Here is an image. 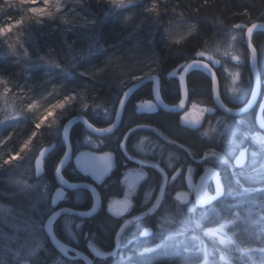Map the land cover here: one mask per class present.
I'll return each mask as SVG.
<instances>
[{
    "label": "trees",
    "instance_id": "obj_1",
    "mask_svg": "<svg viewBox=\"0 0 264 264\" xmlns=\"http://www.w3.org/2000/svg\"><path fill=\"white\" fill-rule=\"evenodd\" d=\"M23 1L0 0V27L17 22L23 17V23L28 21L26 25H30L33 36V47H29V50L26 49L30 52L26 56L24 55L26 52H22V49L12 48L9 50L8 46L0 47V99L2 100L4 96L15 103L18 98L21 99L18 103L23 102L26 111H28L27 116H32V119L26 116V118L22 117L10 124H0V144L3 141L15 144L21 139H24V142L35 130V124L32 123L33 109L28 108L29 104H34L43 97L52 93L54 95L57 92L56 96L61 99L70 92H77L78 88L81 89L79 85H84V83H86V94L90 106L79 115L85 116L94 126L100 128L114 121L120 96L129 86L130 77L133 75L159 74L162 78L164 100L174 104L178 102L180 95L177 78L168 76L172 69L196 58L200 51L216 54L213 46L220 45V41L230 44L235 32H241L239 43L244 52L248 53L245 45L246 27L258 21L264 22V0H131L129 2L126 0L122 7L113 6L110 2L106 3L105 0H80L83 4L81 7L88 9L96 16L93 25L88 28L82 25L67 26L62 19H57L58 15L49 17V21L43 20L42 24L36 22L31 18V13ZM154 2L157 6V10L152 12L155 13V23L149 32L145 31L144 33L140 21L149 15L145 9L150 8ZM193 25L196 26V31L189 35ZM178 26L181 28L183 26L184 28L190 27V30L187 34L181 35L180 39H183L177 38L179 40L176 39L177 41L173 42L176 38L173 36V30ZM135 27L139 29L135 30ZM64 42L71 46L75 54L80 55L82 52L81 56L84 57L80 56L77 63L66 58L64 50H67V45ZM252 42L258 48L264 42V30L255 31ZM222 46V49L228 47V45ZM14 49L19 52H13ZM153 51L158 57L156 70H153L148 63L149 56ZM41 56H47L50 61H56L61 67L42 62L39 59ZM115 56H121L122 63L123 61L125 63L121 67L126 71H123L120 77L110 78L107 77L110 75H107L106 78L102 77V80L99 81L83 75V70L108 63L109 59H114ZM220 58L224 61L223 57ZM186 81L191 90V99L206 98L211 102L212 84L209 75L203 69L190 71ZM251 83L250 80L248 92L251 90ZM152 84H145L131 97L124 109L123 124L117 131L102 138L104 147L102 146L101 149L114 150L119 157L123 156L119 145L125 133L135 125L153 123L169 139L191 147L197 156H201L204 150L212 147L220 150L215 142L201 138L199 130H191L182 126L178 115L174 112L163 109L152 114L139 112L135 104L143 99H152ZM107 107H112L109 112L111 117L105 119L99 116V113H102L100 110ZM250 123L257 126L254 113L250 116ZM45 130L43 125L40 130H37V136L45 135L47 139L44 138L45 140L43 139L41 142L37 138L38 142L36 143L43 147H46L45 143H55V147L46 153L44 174L39 178L46 182L51 189L56 186L54 174L66 148L62 140V131H55L54 135L49 138L50 133L41 135ZM143 133H145L143 130L141 132L137 130L129 135L127 146L133 147V139L144 135ZM70 134L72 141L78 143L80 142L78 137L90 134V132L81 122H76L71 127ZM30 165H33V161ZM69 166L63 173L73 180L74 177L68 173ZM118 177L119 174H115L110 180L111 190L101 189L104 196L121 194ZM11 178V172H0V186H4V182L8 183ZM39 178L31 177L33 181H39ZM225 179L227 181V178ZM10 192L13 193V191ZM19 195L18 192L13 199L14 196L10 198L0 196V201L11 203L12 200H17L23 203ZM86 195V201L78 205L81 209H89L93 204V197L89 193ZM255 196L258 203L255 204L252 200H248V203L239 207L232 205L231 199L224 196L207 209L208 221L206 224L211 225L222 220L231 221L229 231L232 234L233 243L228 251L234 264H264V260L262 262L264 251L261 250L264 248V228L258 222L260 216L262 217L264 214V191L257 192ZM44 205H40L39 209L47 218L52 212V208L49 204L48 208ZM20 208L24 212L34 214L25 205V202L24 206H20ZM142 210L143 207L137 208L133 215L140 214ZM148 216L133 222L124 237L122 246L114 252V255L95 258V264H201L203 262V253L193 245L186 243L182 245L177 242L169 243L165 247L143 251V247L148 245L150 237H143L141 233L144 228L155 223L153 215ZM66 217L71 218V216H61L55 223V231L63 241L68 240L70 244L79 242V248L88 253L84 237L85 234L94 232L102 250L107 252L115 250V236L122 224L120 218L114 217L102 209L95 217L83 220L86 231H79L80 236L77 240L75 237L67 238L65 236V228L63 229L61 226V220ZM77 219L80 220V218ZM46 248L48 252L46 250L42 253L47 254V259H49L48 256L61 257L68 264L78 262L85 264L81 260H69L62 256L53 248L48 237ZM244 250L255 251L256 256L259 257L258 262L254 263L251 256ZM48 253L50 254L48 255Z\"/></svg>",
    "mask_w": 264,
    "mask_h": 264
},
{
    "label": "rangeland",
    "instance_id": "obj_2",
    "mask_svg": "<svg viewBox=\"0 0 264 264\" xmlns=\"http://www.w3.org/2000/svg\"><path fill=\"white\" fill-rule=\"evenodd\" d=\"M21 1L23 0H20V2ZM105 1L106 3L108 2V0ZM129 1L131 0H128V2ZM110 3L111 5L115 6L112 2ZM82 5L83 4H81L80 0H63L62 9L56 14L59 16L57 19H61L60 17L63 15L66 16L70 21L66 23L65 20L62 19L64 24L67 26L82 25L86 28L90 27L95 22L96 16L93 15L92 12L88 9L81 7ZM48 18L49 17H42L41 22L39 23L42 24L43 20L49 21ZM26 23H28V21H25L24 23H20L19 21H17L10 23L5 27H0V47L8 46L7 48L9 50H12V48H19L20 50L22 49V52H26V55H28V53L30 54L28 50L29 47H33V36L30 25H26ZM154 23L155 13H149L146 18L140 21L143 32H149ZM137 29L139 28L135 27V30ZM189 30L190 27L184 28V26L182 28L181 26L175 28L173 30V36L176 38L173 42L179 40L181 35L185 33L187 34ZM240 36H242L241 32H235V34L233 35L235 39H232V42L230 44L226 41H220V45L213 46V48L215 47L214 50H216V54L214 55L224 58L222 67L219 69V90L220 92L222 91L223 95L227 99L236 104L241 103L244 97L247 95L248 85L250 80L252 81L254 71L249 51L248 53L244 52V49H242L240 46ZM66 45L67 50H64V54L66 55L65 57L69 58L72 62L77 63L78 58L81 56L82 52H80V55L75 54L74 50L71 49V46L69 44ZM222 45H228V47H224L222 49ZM257 50L259 53V65L262 69L264 68V42L259 45ZM13 52L19 51L14 49ZM226 52L228 53V55H225ZM232 55H239L241 57V60L239 62L232 60ZM149 57L150 60L148 61V63H150L153 70H156L158 57L156 56L154 51ZM196 58L202 59V57ZM121 60H123L121 56H115L114 59H111V64L105 63L102 65L91 66L83 70L82 73L92 72L96 68H105V71L103 73L97 75L95 78H90L99 81L102 80V77L106 78L107 75H110L107 76L110 78H117L122 75L123 71H126L121 67V65H125L124 61L122 63ZM105 65H107V67H105ZM236 72H239L240 75L239 80L236 82V86L243 89V93L239 98H233L230 93L227 94L226 92V88H230L233 83L231 73ZM139 77L143 78L146 76L139 75ZM133 82L134 81L130 77V84ZM79 86L81 87V89H77V92H79L78 100L72 102L62 111V114L59 116V123L57 125H52L51 121L45 123L44 127L46 128V130L41 135L50 133L48 137L51 138V136L54 135L53 133L55 131H62L63 126L67 120L73 118L76 115L78 116L79 114H82V112L86 110L81 107V102L82 104H87L88 106H90L86 94V83ZM83 86L84 88H82ZM56 94H58V92L54 93V95L53 93L51 95L49 94L33 104L35 105V107L32 108L33 124L39 121L44 109L50 103H55L57 100H59ZM20 100L21 99L18 98V101ZM18 101L17 103H15L12 100H8V98L4 96L2 97V100L0 99V124H10L11 122L19 120L22 117L26 118L28 111H26V107L23 105V102L18 103ZM151 101L155 104L154 100ZM140 102L141 101H138L135 104V107L140 104ZM193 103L197 105V109L195 110L192 109ZM157 108L155 110H157ZM205 108L215 109V107L210 104V101L208 99L206 100V98H199L189 100L188 106L185 111L199 114L200 109ZM105 110H107V112H110V110H112V107H107L100 110L102 113H99V116L108 119L111 117V115H106ZM138 111L142 113L149 112L147 111V109H141ZM184 112H182L181 115H183ZM28 118L32 119V116ZM218 118H223L225 121L231 123L232 127L236 130V136L234 137L235 144H228L227 138H225L224 140H220L219 137L213 140H210L208 138L205 139L215 142L216 146L220 148V150L215 147L212 148H214L222 156H224L225 160H227V163L219 162L214 158L202 161L201 156L203 154L201 156H191L190 158L202 164L204 170L206 168L222 169L221 178L224 186V194L231 199L230 202L232 205L237 207L243 206L244 204L248 203V200H252V202L256 204L258 202L256 201L257 199L255 195H257V192L259 191H264V112L263 115L259 118V122L257 123L256 127L253 123H250V121L248 122L247 118L245 117H233L225 114L222 111H218L215 113L204 112L203 115H201L202 126L199 128V132L201 133L204 131H209L210 126L212 128H218ZM106 127L107 126H104V128ZM153 129L158 128L144 125V127L135 130H139L140 132L143 130L145 133H143L144 135H140L139 137L133 139V150L135 151V153H138V155H140L138 156L139 158H142L144 160L148 159V155L150 153H158V156H161L166 151L167 155H165V161L167 162V170H171L174 168V166L177 165L178 162L181 161V153L179 154V152H177V150L175 149L176 146L179 147L178 145L181 143L176 142L175 144H171L168 142L169 138L160 129H158L159 132ZM135 131L131 133H134ZM149 133H152L153 136H151ZM159 133H163V136H161ZM90 135L93 143H100L101 141H103L102 139H99L101 137L95 136L93 134ZM211 135L214 134L210 132V136ZM85 136L86 135L84 134L78 137L80 142L76 144L77 148L82 147V149L94 150L90 149L91 146L89 144L85 143ZM165 137H167V139H165ZM37 138L42 142L44 138L47 139V136L43 135L41 137L37 136L33 138L32 142L28 144L27 150L22 154L21 158L11 164H5L4 161L7 160L11 154L21 152V150L24 148L25 141H27L28 139H26L24 142V139H21L15 144L5 143V141H3L4 143L2 142V144H0V172H11L12 178L11 180H8V183L4 182V186L9 191H13V193H9V191L6 190L4 186H0V196L2 198H10L14 195H17L19 192V196H21V200H23V203L17 200H12L11 203H7L5 201L3 202V200L0 201V264H21L23 261H27L30 264H68L61 257L52 258L48 256L49 259H47V254L42 253L43 251L45 252L47 250V236L44 230V226L48 217L45 218L43 216V213L41 212V209L39 208L40 205L44 204V206L48 208L47 205L51 204L55 190L51 192L48 184L40 178L39 181H33L31 179L32 176H35L34 161L37 158L38 149L39 147H43L40 146L39 143H36L38 142L36 141L38 140ZM69 138L71 144H73L74 142L71 141L72 139L70 131ZM201 138L203 137L201 136ZM142 140L143 143L141 144ZM103 144L104 142L100 145L99 149H96L94 151L100 150ZM45 146H52L50 147V149H52L55 147V143H45ZM245 147H247L248 150L246 153V162L242 167L234 166L233 162L236 156L239 154L240 150L244 149ZM182 149L185 153H187L184 148ZM252 153H256V155L253 156ZM186 159V156H184V161H186ZM31 161H33V165H30ZM190 166L194 170L192 176L194 180H196L197 177L194 175L195 166ZM181 168L187 167L182 166ZM32 170L33 172L31 173ZM129 172H143V174H145V180L139 182L134 187V189L130 190L127 185L128 180L122 178V195L110 197L106 203V209L109 210L110 207H116L119 204H123L124 201L130 202V212H126L124 215H119L123 219V221L134 217L132 215V211L134 209V206H137V204H139L140 207H143L141 213L148 212V210L151 209L153 205H155L157 199L160 198V190L163 180L162 177H160L157 182L158 185L156 184L155 186H152L150 189H148V185H150V183H147L148 172L144 166H141L139 164L127 165V167H125L123 171V176H126ZM181 173L184 174V180L186 182V171L180 172V174ZM225 178H227V181ZM176 180L169 178L160 205L153 213L149 214L153 215V221L155 220V223L154 226L150 228V241L148 242V245L146 247H143V251H151L160 247H165L169 245V243L177 242L179 245L186 243L193 245L194 248H197L203 253V262L201 264H234L228 251V248L233 243V237L229 231V225L231 221L222 220L211 225L209 223L206 224V222L208 221V207L204 206L200 210H197L196 202L193 198L189 201L187 207H183L181 202L175 199L174 194L171 191V186L176 183ZM9 186L10 188H12L11 190L9 189ZM141 187H143L145 191H143L142 195H140L141 200L138 203L137 200H135V196H138V192ZM204 194H211L208 186L204 188ZM15 197L16 196L12 197V199ZM24 202L25 205L29 207L30 211L34 212V214L32 212H24L20 208V206H24ZM250 209L248 210L249 212L251 211ZM56 221L54 222V229ZM61 221L66 230V237H75L77 240H79L78 237L80 236V232H82V230H85L86 227H83V224L81 225L75 222L74 219H71L70 217H66ZM258 222L264 228V214L262 215V217L260 216ZM97 241L98 238L96 236V233L91 232L88 235L85 234L84 242L87 247L91 245L98 246ZM122 243V239L120 238L118 244L122 246ZM261 250L264 251V248ZM244 251L249 256H251V259L252 261H254V263L258 262L259 257L256 256V254L254 253L255 251ZM49 254L50 253H48V255ZM263 260L264 258L262 259V262ZM76 264L81 263L78 262Z\"/></svg>",
    "mask_w": 264,
    "mask_h": 264
},
{
    "label": "snow or ice",
    "instance_id": "obj_3",
    "mask_svg": "<svg viewBox=\"0 0 264 264\" xmlns=\"http://www.w3.org/2000/svg\"><path fill=\"white\" fill-rule=\"evenodd\" d=\"M111 2L116 7H122L126 3V0H111ZM25 3L29 9V12L31 13V18L36 20V22H41L42 17H52V16L56 15L58 12H60V10L63 7V0H25ZM156 10H157V6H156L155 2L152 4V6L150 8L145 9V11H147L148 13L155 12ZM60 18L65 20L66 23L70 22L66 16L62 15ZM23 21H24V18L21 17L19 22L23 23ZM236 27H239V26H236ZM257 28L264 29V23H259V24L255 23V24L251 25L250 27H248V29L246 31V36H247V38L249 40V44H250L251 59H252L253 66H255V63H256V50L254 47L251 46V41L253 39V32ZM195 31H196V26L193 25L189 35H191ZM233 39H235V37H233ZM25 55H26V53H25ZM197 55L200 57H204L205 53L199 52V53H197ZM225 55H228V53L226 52ZM231 58H232V60L237 61V62H239L241 60V57L239 55H232ZM39 59L44 63L54 64L56 67H61V65H59V63H57L56 61H50L47 56H41ZM209 59H211V57H209ZM215 63L219 64L220 62L215 61ZM108 64H111V58L109 59ZM105 67H107V65H105ZM199 68L208 69L209 72L211 73L212 91L216 96V103L219 105V107L223 109L225 114L233 113L234 109L225 105L223 103V101L220 99L219 82H218L216 73L211 70V68L209 67L208 64L202 63L200 60H197V59H192L190 63L180 64L177 67H175L174 69H172V71L169 73V75L175 76V77L178 76L179 87H180V89H184V95L187 96V90L184 88L186 75L190 72V70L199 69ZM104 71H105V68H96L92 72H84L83 75L91 77V78H95L97 75L103 73ZM231 76H232L233 83H232V86L230 88H226V92H227V94L230 93V95L233 98H239L243 93V89L241 87L236 86V82L239 80V77H240L239 72L231 73ZM131 79L133 81H140L142 78L139 76L133 75L131 77ZM152 79H154L156 81V84H155V87L153 88L152 93H154L155 100L158 102V104H154L151 100H141L140 104H138L136 106L137 110L147 109V111L152 112V111H155V109L157 108L158 105L164 107L165 109L169 108V105L164 104L163 101L161 100V97H160V91L161 90H160L159 78L152 77ZM134 87H135V85H133V87H128L126 91L122 92V95L120 96L119 102L117 104L118 107H116V111H115V123H112L109 127H106V128L94 127L92 123H89V121L87 119H84L83 115L80 117V119H82L84 121V124L90 130V133H95V134H99V135L103 136L106 133H111L116 128L117 124L120 121L121 114H122L123 109H124V105L128 99L129 94L133 91ZM78 97H79V92H70V93L66 94L63 98L57 100L55 103H50L44 109L39 121L35 123V128H34L35 130H33L30 133V136H29L28 140L25 141L24 148L21 150V152H16V153L11 154L9 156V158L4 161V163L5 164H11L14 161L19 160L21 158L22 154L24 152H26L28 144L31 143L33 138H35L38 135L37 130H40L43 127V125L45 123H48L49 121H51L52 125H57L59 123V116L62 114V111L68 105H70L72 102L77 101ZM185 103H186L185 99L181 98L179 100V104L174 105L172 107H173V109H176V108L184 109ZM249 104H251V101H249ZM34 107H35V105H33V104L28 105V108H30V109L34 108ZM81 107L84 109L89 108V106L87 104H82V102H81ZM192 109H194V110L197 109V105L195 103L192 104ZM244 110L245 109H239L237 111L243 112ZM213 111H214V109H212V108L200 109L199 114H196L195 116L193 115V113L185 111L184 114L179 117V119H180V122L182 124H184L186 126H192V128H197L195 126L200 124L201 115H203L204 112L212 113ZM105 114L107 115L110 113L107 112V110H105ZM75 119H76V117H73L72 120H69L68 123L63 126L62 135H63L64 143L67 146V148H66V151L64 153L63 158L60 159V161L56 167V173H57V177L59 179L60 184L62 186L66 185L68 188H77V187L81 186V185H78L76 183H69L66 179H64V174H63V169H64L65 164L67 163V161L70 158H72L71 157V144H70V138H69V126L74 122ZM217 125H218V128H212L210 126L209 131L201 132L200 135L203 138H208L210 140H213L217 137H219L220 140H224L225 138H227L228 144H235L234 137L236 136V130L232 127V124L225 121L223 118H218L217 119ZM141 127H144V126L143 125H136V127H132L131 129H129V132L125 134L123 140L121 141V148L125 151L126 155H128L127 154V146H126L128 135H130L131 132H133L136 129L141 128ZM153 130L159 132L158 129H153ZM210 132L214 135L210 136ZM159 134L161 136H163V133H159ZM165 139H167V137H165ZM168 142L171 144L176 143V141H174V140H171ZM85 143H87L91 146L90 149L96 150V149H99V147L103 143V141H101L100 143H93L91 140V135L87 134L85 136ZM142 143H143V140L141 141V144ZM178 146L181 148H184L185 151L188 153V155H190V156L193 155V153L190 149L185 148V145L179 144ZM50 147H52V146L39 147L38 152H37V158H36L37 173H39L40 171L43 170L44 157H45V154L49 151ZM246 153H247L246 149L240 150L239 154L236 156V158L233 162L234 166L242 167L244 165V163L246 162ZM252 155L255 156L256 153H252ZM128 158L131 160L133 159L132 156H128ZM210 158H214L219 162L227 163V160H225L224 156H222L214 148H209V149L204 150L203 155L201 156L202 161L208 160ZM85 159L90 160V161H96V160L104 161L105 164H104V167L102 169H99L92 164L83 163V161ZM112 161H113V154L111 152H104L102 155L96 156L94 154V152L90 150V151H82L78 155L75 156V166L77 168L85 171V172H90L95 177V179L97 181H102L103 178L105 177V175L109 173V170L113 167ZM136 163H138L141 166H145V161H143V160L136 161ZM149 166L150 167H158L156 165H149ZM160 171L162 172L163 170L160 169ZM185 171L187 173L186 174V182L190 184L191 175L193 174V171H194L191 166H189L187 168H180L177 171L176 175L179 176L180 172H185ZM132 175L133 174L131 172H129L127 174V176L124 177V179H127L129 176H132ZM208 176H212L216 179V186H217V193L216 194L219 195L221 193V183L219 180L218 173H216L211 168H206L204 176L201 177V182L203 183L207 179ZM143 178H144L143 172H135V180H142ZM174 179L175 178H173V180ZM83 187H87L92 193L93 201H94L92 204V207H91L92 210H91V212H79V213H75V214L80 215V216H91L93 213H95L97 211V205H99V203H100L99 193L96 191V189H95V187H93V185H83ZM128 187L130 190L134 189V183H129ZM163 195H164V187H161L160 198L157 199L155 205H153V207L151 209H149L148 212L141 213L138 216L132 217L131 219H127L124 221V223L120 227V230L116 234L117 242L119 240V236L125 231V229L132 222H134L135 220L141 219L146 215L153 213L157 209V207L161 203V199H162ZM64 197H65V192L63 190V187L58 188L53 195L52 204L55 206L57 204L58 200H60ZM177 198L182 200V201H187L188 194L186 192L177 193ZM208 199H213V197H209ZM124 205L125 206L123 208L115 210L116 215H118V216L124 215L126 212H130L131 206H129L128 201H124ZM109 211L112 212L113 209L110 207ZM64 212L72 213V210L71 209H61L60 211L54 212L50 215V217L48 218V220L45 223V230L49 233V235L53 239L55 238L54 222L56 221V218L59 217ZM144 234H150V230H145ZM60 249L65 251V253L68 251L67 249L64 248L63 245H60ZM93 251L96 252L97 256L114 255V252L105 254V253H101L99 251H96L95 249H93Z\"/></svg>",
    "mask_w": 264,
    "mask_h": 264
},
{
    "label": "flooded vegetation",
    "instance_id": "obj_4",
    "mask_svg": "<svg viewBox=\"0 0 264 264\" xmlns=\"http://www.w3.org/2000/svg\"><path fill=\"white\" fill-rule=\"evenodd\" d=\"M247 28V27H246ZM246 30V29H245ZM258 30H264V29H258ZM255 32V31H254ZM254 34V33H253ZM246 45V44H245ZM247 48V47H246ZM248 50V49H247ZM201 52V51H200ZM202 52H206V51H202ZM208 53H210V52H208ZM212 54V53H211ZM214 55V54H213ZM215 57H217V58H219L221 61H222V63H221V66L218 68V69H216V73H217V78H218V82H219V76H220V71H219V69L222 67V64H223V59H221L220 57H218V56H216V55H214ZM196 57H200V56H198V55H196ZM194 59H198V58H194ZM207 60L205 57H202V60ZM210 64H211V62H209ZM259 68H260V65H259ZM193 70V69H192ZM192 70H190V71H192ZM207 74H208V72H207V69L205 70V69H203ZM260 73H261V79H262V84H261V92H260V96H259V99H258V101H257V103H255L253 106H252V108L250 109V110H248L247 112H245V113H243L242 115H236V116H241V117H245V118H247V120H248V122L250 121V116L251 115H253V113H254V117H255V120H256V123H258L259 122V118L263 115V112H264V68H260ZM158 76H159V80H160V96L164 99V97H163V92H162V88H163V86H162V78H161V76L159 75V74H157ZM188 75V74H187ZM187 75H186V79H187ZM209 75V74H208ZM168 76L169 77H175V76H170L169 74H168ZM210 77V76H209ZM177 78V80H178V90H179V95H180V98H179V100L181 99V91H180V87H179V78L178 77H176ZM211 80V79H210ZM149 83H153V82H149ZM211 84H212V81H211ZM152 89H153V84H152ZM186 90H187V93H188V102H189V100H193V99H191V97H190V89L188 88V85H187V81H186ZM219 93H220V97H221V99H222V101L224 102V104L225 105H227L228 107H231V108H233V109H240V108H243V107H245L248 103H249V101H251V97H252V93H253V76H252V83H251V90H250V92H248V90H247V95L244 97V99H243V101L241 102V103H239V104H236V103H234V102H231L229 99H227L224 95H223V93H222V91L220 92V90H219ZM202 99H204V98H202ZM211 102H210V104H212L214 107H215V109H214V113L215 112H218V111H222V110H220L216 105H215V103H214V100H213V95H212V87H211ZM150 100H154L153 99V95H152V99H150ZM179 100H178V102H176V103H174V104H170V103H168L169 105H171V106H174V105H178L179 104ZM165 101V100H164ZM154 102H155V100H154ZM166 102V101H165ZM188 102H187V106H188ZM155 104H156V102H155ZM187 106L185 107V109L183 110V111H181V112H174V113H176L177 115H178V118L180 117V116H182L181 114H182V112H184L185 110H186V108H187ZM160 109H163V108H161L160 106H158V108H157V110H155V111H152V112H147V113H156V112H158ZM163 110H165V109H163ZM165 111H167V110H165ZM170 112H173V111H170ZM223 112V111H222ZM253 112V113H252ZM260 113V115H258ZM194 114V116L196 115V113H193ZM227 115H229V114H227ZM123 116V115H122ZM230 116H233V117H236V116H234V115H230ZM115 117V116H114ZM179 121H180V119H179ZM114 122V121H113ZM112 122V123H113ZM111 123V124H112ZM111 124H109V125H107V127L108 126H110ZM123 124V121H122V119H121V122H120V124L118 125V127L112 132V133H114L115 131H117L120 127H121V125ZM180 124L182 125V126H185V127H187V128H189V129H191V130H199V128L201 127V125H202V123H201V119H200V124H198V126H196L197 128H192V126H186V125H184V124H182L181 122H180ZM146 126H153V127H157V125L156 124H153V123H150V124H145ZM144 126V125H143ZM133 127H136V125L135 126H133ZM102 128H104V127H102ZM158 128V127H157ZM159 129V128H158ZM129 132V130L126 132V133H128ZM112 133H110V134H112ZM125 133V134H126ZM91 134V133H90ZM110 134H107V135H110ZM132 134V133H131ZM130 134V135H131ZM151 136H153V134L152 133H149ZM107 135H104V136H98V135H95V136H98V137H101V138H99V139H102L103 137H105V136H107ZM125 136V135H124ZM124 136H123V138H124ZM129 136V135H128ZM123 138L121 139V141L123 140ZM156 139V138H155ZM103 140V139H102ZM128 140V139H127ZM171 140H173V139H169V141H171ZM72 141V140H71ZM74 142V141H73ZM72 142V143H73ZM77 143H76V141L73 143V144H71L72 145V147H73V156H76L80 151H82V150H88V149H82V147L81 148H77V145H76ZM104 145V144H103ZM102 145V146H103ZM65 146V145H64ZM101 146V148H103ZM120 149H121V153L123 154V156L122 155H120V157H119V155L117 154V152L116 151H114V150H103V149H101L100 148V150H98V151H95V152H97V153H104V152H111L112 154H113V168L111 169V171H110V173H108V174H106L105 175V177L103 178V180L102 181H97L96 179H95V177L92 175V174H87V173H84L83 171H81L79 168H77L76 166H75V162H74V160H72L67 166H69V169H68V173L72 176V177H74V179L73 180H71V179H69L68 177H66L65 175H64V179H66L68 182H88V183H91V184H94V185H96V187H97V189H98V191H99V193H100V195H101V198H102V201H103V205H102V207H101V209L98 211V213L102 210V209H104L105 211H107L109 214H111V215H113L114 217H117V218H120L121 220H122V224L124 223V221H123V219L120 217V216H117L116 214H115V210L116 209H118V207L119 206H121L122 204H119V205H117L116 207H113L112 209H113V211L112 212H110L109 210H107L106 209V203H107V200L110 198V197H114V196H120V195H122V193H123V191H122V184H121V179L122 178H124L125 176H123V171H124V169H125V167H127V165H131V164H138V163H136V161L135 160H143V161H145V168H146V170H147V172H148V179H147V183H150V185H148V189H150L152 186H155L156 184L158 185V180H159V178L160 177H162V186L161 187H164V190L166 189V187H167V183H168V180H169V178H175L174 180H176V183L173 185V186H171V191L173 192V194H174V197H175V199L177 200V201H179V202H181V204H182V206L183 207H187V205H188V203H189V201L193 198L194 199V201L196 202V209H201V208H203V207H200V206H198V204H197V186L199 185L198 183H199V179H200V177L203 175V173H205V170L203 169V166H202V164H200L199 162H197V161H195V160H193L192 158H190L191 156L190 155H188L187 153H185L184 152V150L182 149V148H179V147H177L176 146V150H177V152H179V154H180V159H181V161L180 162H178L177 163V165L176 166H174V168L173 169H171V170H167V162L165 161V155H167V152L165 151L164 152V154H162L161 156H158V153L157 154H153V153H150L149 155H148V159L147 160H144V159H142V158H139L138 156H140V155H138V153H135V151L133 150V147H128L127 145V154L128 155H126V153H125V151L121 148V142H120ZM186 146V148H188V149H190L191 151H192V153H193V155H192V157L194 156H197L195 153H194V151L192 150V148L191 147H189V146H187V145H185ZM168 147H170V146H168ZM248 147V146H247ZM247 147H245L244 149H246L247 150ZM66 148V147H65ZM92 151H94V150H92ZM248 151V150H247ZM128 156H132L133 157V159L131 160V159H129L128 158ZM184 156H186V161H184ZM123 157V158H122ZM149 165H156V166H158V167H150ZM190 165H194L195 166V176L197 177L196 178V180H194V178H193V176L191 175V180H190V184L189 183H187V182H185V180H184V174L183 173H181V174H179V176H177L176 175V173H177V171L182 167V166H184V167H189ZM66 166V167H67ZM181 166V167H180ZM44 167V166H43ZM65 167V168H66ZM160 169H162L163 171L161 172L160 171ZM215 169H217V168H215ZM65 170V169H64ZM64 170H63V172H64ZM218 170V173H219V177H220V180H221V183H222V186H223V182H222V178H221V175H222V169L220 168V169H217ZM44 172V171H43ZM44 174V173H43ZM64 174V173H63ZM115 174H119V184H120V186H121V194L120 195H108V196H104V194L101 192V189H103V190H111L110 189V180L113 178V176L115 175ZM132 174H135V173H132ZM55 175V174H54ZM36 176V175H35ZM41 176V175H40ZM40 176H36L37 178H39ZM127 176V175H126ZM56 179V178H55ZM125 180H128V182H127V185L129 184V182L131 181V178H130V176L127 178V179H125ZM143 180H145V174H144V178L142 179V180H139V181H137L136 183H135V185H134V187L139 183V182H141V181H143ZM166 185V186H165ZM208 186V189H209V191L211 192V194H204V188L205 187H207ZM58 188H62V186H60V185H58V183H57V181H56V186H54L53 188H51L50 189V191L52 192V191H56ZM63 190H64V192H65V197L64 198H62V199H60V200H58V202H57V207H54L53 206V204H52V201H51V208H52V212L50 213V214H52L54 211H56V210H58L59 208H61V207H63V206H67V207H71V208H75V209H80V210H90V209H92L91 207L89 208V209H81V208H79L78 207V205H80V204H82L84 201H86V194L87 193H89L91 196H92V193H91V191L89 190V189H85V188H73V189H66V188H64L63 187ZM143 191H145L144 189H143V187H141L140 188V190H139V194H138V196H135V200H137V202L139 203V201L141 200L140 198H141V196L140 195H142V192ZM181 192H186L187 194H188V199H187V201L186 202H183L182 200H180V199H178L177 198V193H181ZM215 192H216V187H215V183H214V179H213V177H210L205 183H204V185H203V187H202V191H201V193H202V195H204V196H213L214 194H215ZM55 193V192H54ZM86 193V194H85ZM225 196V194H224V186H223V194L220 196V197H218L217 199H215L210 205H208V206H206V207H211L212 205H214L215 203H216V201L217 200H219V199H221V198H223ZM93 197V196H92ZM94 202V201H93ZM129 203V206H130V202H128ZM124 204V203H123ZM140 206H139V204H137V206H134V209H133V211H132V215L134 214V212H135V210L137 209V208H139ZM97 213V214H98ZM97 214H95L94 216H92V217H80V216H77V215H73V214H62V215H60L59 217H61V216H71V219H74V221L75 222H77V223H79V224H83V220L84 219H89V218H93V217H95ZM138 215H140V214H138ZM138 215H133L134 217L135 216H138ZM146 216H148V215H146ZM146 216H144V217H146ZM59 217H57V219L59 218ZM149 217V216H148ZM77 218H80V220H78ZM82 219V220H81ZM121 224V225H122ZM133 224V222L126 228V231H125V233L123 232L120 236H119V240H120V238L122 239V242H123V240H124V237L126 236V234H127V231H128V229L131 227V225ZM62 227H63V229H64V225L62 224L61 225ZM86 226V225H85ZM152 226H154V225H152ZM152 226H149V227H146V228H144L143 229V231H142V233H141V236H143V237H150V234H144L145 233V230H150V228L152 227ZM83 227H84V224H83ZM121 227V226H120ZM55 230V229H54ZM85 230H86V228H85ZM120 230V228L118 229V231ZM117 231V232H118ZM64 232V231H63ZM65 232H66V230H65ZM55 233H56V231H55ZM117 234V233H116ZM56 235H57V233H56ZM47 236V235H46ZM66 236V235H65ZM57 237L61 240V241H63V239L62 238H60L58 235H57ZM119 240H118V242H119ZM63 242H65V243H67V244H69V245H71L72 247H74V248H76V249H80L79 248V243H77V244H70V242H68V240H66V241H63ZM118 242H117V239H116V236H115V248H117V250L119 249V247H120V245L118 244ZM97 245H98V242H97ZM97 247H99V245L97 246ZM100 248V247H99ZM101 249V248H100ZM81 250V249H80ZM68 259V258H67ZM69 260H71V259H69Z\"/></svg>",
    "mask_w": 264,
    "mask_h": 264
},
{
    "label": "water",
    "instance_id": "obj_5",
    "mask_svg": "<svg viewBox=\"0 0 264 264\" xmlns=\"http://www.w3.org/2000/svg\"><path fill=\"white\" fill-rule=\"evenodd\" d=\"M255 23L259 24V23H264V22H262V21H258V22H255ZM255 23L250 24L248 27H250L251 25H253V24H255ZM248 27H247L246 30H245V44H246V47H247V49H248V51H249V53H250V56H251L250 44H249V40H248V38H247V36H246V31H247ZM257 29H261V28H257ZM257 29H255L254 31H256ZM253 33H254V32H253ZM251 46L254 47L255 50H256V63H255V66H253V67H254V71H253V93H252V97H251V104L248 103L245 107L240 108V109H245L243 112H239V111H237V110H239V109H234V112H233V113H228L229 115H234V116H236V115H242L243 113L247 112L248 110H250V109L252 108V106H253L255 103H257V101H258V99H259V96H260L262 79H261V73H260V68H259V53H258V50H257L256 46L254 45V43H253L252 41H251ZM201 52H202V51H201ZM204 53H205L204 57H205L207 60H202V59H197V60H200L202 63L208 64L209 67L211 68V70L214 71V72L216 73V69H218V68L221 66L222 61H221L219 58L215 57V56H214L213 54H211V53H208V52H204ZM209 57H211V59H209ZM215 61H219L220 63H219V64H216ZM190 62H191V61H189L188 63H190ZM209 62H211V64H210ZM207 72H208V74H209V76H210V79H211V81H212L211 73L209 72L208 69H207ZM216 76H217V73H216ZM152 77H157V78H159V76H158L157 74L149 75V76L143 77L140 81H134L133 83H131V84L128 86V87H133V85H135V87L133 88V91H132V92L129 94V96H128V99H127V101H126V103H125V105H124V109H125L127 103L129 102V100L131 99V97H132V96H133V95H134V94H135V93H136V92H137L142 86H144L145 84H147V83H149V82H153V88L155 87L156 81H155L154 79H152ZM217 79H218V78H217ZM128 87H127V88H128ZM184 88L186 89V80H185V86H184ZM126 90H127V89H126ZM126 90H125V91H126ZM180 91H181V98H184L185 101H186V103H185V107H186V106H187V102H188V93H187V96H185V95H184V89H180ZM152 92H153V89H152ZM152 95H153V99L155 100V95H154V93H152ZM212 95H213V100H214L215 105H216L220 110L223 111V109L220 108L219 105L216 103V96H215V94L213 93V91H212ZM160 97H161V96H160ZM220 99H221V97H220ZM161 100L163 101L164 104L169 105L167 102L164 101V99H163L162 97H161ZM221 100H222V99H221ZM155 102H156V104H158V102H157L156 100H155ZM223 103H224V102H223ZM158 106H159V105H158ZM117 107H118V105H117ZM160 107L163 108V109H165V108L162 107V106H160ZM185 107H184V109H185ZM124 109H123V112H124ZM184 109H179V108L173 109V107H172L171 105H169V108H168V109H165V110H167V111H173V112H181V111H183ZM123 112H122V114H121L120 121H119V123L117 124L116 128L118 127V125H119L120 122H121ZM223 112H224V111H223ZM193 115H194V114H193ZM258 115H260V113H259ZM81 116H82V115L75 116L76 119H75L74 122L69 126V131H70L71 127H72L76 122H81V123L85 126V128L90 132V130H89V129L87 128V126L84 124V121H83L82 119H80ZM72 119H73V118H71V119H69V120H72ZM84 119H87V118L84 116ZM69 120H67V121L65 122V124H67ZM87 120H88V119H87ZM88 121H89V120H88ZM89 123H91V122L89 121ZM113 123H115V117H114V122H113ZM65 124H64V125H65ZM93 126H94V124H93ZM196 126H198V125H196ZM196 126H195V127H196ZM94 127H96V126H94ZM116 128H115V129H116ZM115 129H114V130H115ZM114 130H113V131H114ZM62 131H63V129H62ZM113 131H112V132H113ZM112 132H111V133H112ZM91 134L101 136V135H99V134H95V133H91ZM107 134H110V133H106V134H104V135H107ZM104 135H103V136H104ZM62 140H63V135H62ZM63 143H64V140H63ZM70 144H71V142H70ZM64 145H65V143H64ZM65 147L67 148L66 145H65ZM82 151H90V150H82ZM82 151H80V152H82ZM91 151H92V150H91ZM80 152H79V153H80ZM93 152H94V154H95L96 156H100V155H102V153H97V152H95V151H93ZM79 153H78V154H79ZM78 154H77V155H78ZM45 156H46V154H45ZM71 157H72V158H70V159L67 161V163L65 164L64 169H65V167H66V166H67L72 160H74V162H75V156H73V147H72V145H71ZM44 159H45V157H44ZM135 161H140V160H135ZM83 163H85V164H92V165L96 166V167L99 168V169H102V168L104 167V164H105L104 161H100V160L90 161V160H87V159H85V160L83 161ZM112 164H113V161H112ZM145 164H146V163H145ZM43 166H44V165H43ZM34 167H35V175H36L37 177L43 174L44 167H43V170H42V171H40L39 173H37L36 159H35V161H34ZM112 168H113V167H112ZM112 168H111V169H112ZM64 169H63V170H64ZM111 169L109 170V173H110ZM211 169H213L216 173H218V170H217V169H215V168H211ZM80 170H81V169H80ZM81 171H83V170H81ZM83 172H84V173H87V174H91L90 172H85V171H83ZM204 174H205V173H203L202 176H204ZM202 176H201V177H202ZM218 176H219V173H218ZM201 177H200V179H199V183H198L199 185H198L197 188H196V189H197V204H198V206H200V207H204V206H208V205H210L215 199H217L218 197H220V196L223 194V186H222V183H221V180H220V177H219V180H220V183H221V193H220L219 195H217V194H216V193H217L216 179L213 177V179H214V183H215V187H216V192H215V194H214L213 196H207V197H206V196L202 195V193H201V191H202V187H203L204 183H205L210 177H212V176H208L207 179H206L203 183L201 182ZM55 178H56V181H57L58 185L62 186V185L60 184V182H59V179H58V177H57V173H56V171H55ZM130 178H131V181H130L129 183H134V185H135V183H136L137 181H139V180H135V174H133L132 176H130ZM69 183H76V184H78V185H81L80 187H77V188H85V189H88V188H87V187H83V185H93V187H95L96 191L99 193V191H98L96 185H94V184H91V183H88V182H69ZM62 187L66 188V189H73V188H68L66 185H65V186H62ZM176 196H177V195H176ZM99 197H100V203H99V205H97V211H96L95 213H93L91 216H80V215H77V216H80V217H92V216H94L95 214H97L98 211L101 209V207H102V205H103V201H102V198H101L100 193H99ZM209 197H213V199H208ZM183 202H186V201H183ZM53 206H54V205H53ZM57 206H58V205L56 204L54 207H57ZM124 206H125V205L122 204L121 206L118 207V209L123 208ZM61 209H71V210H72V213L64 212V213H62V214H73V215H76L75 213H79V212H91V210H92V209H90V210H80V209H75V208H71V207L63 206V207L59 208L58 210H56V211H54V212L60 211ZM54 212H53V213H54ZM62 214H61V215H62ZM50 215H51V214H50ZM50 215L48 216V218L50 217ZM48 218L46 219V221L48 220ZM45 223H46V222H45ZM44 230H45V226H44ZM45 233H46V235H47V237H48V239H49V242H50L51 245L53 246V248H54L55 250H57L62 256H64L65 258L71 259V260H81V261H83L85 264H95V261H94L95 258H106V257L111 256V255L97 256V255H96V252L93 251V249H95L96 251H99V252H101V253H105V254H107V253H113V252H115V251L117 250V248H115L114 251L107 252V251H104V250L100 249V248L97 247V246H93V245H91V246L88 247V253H87V252H85V251H83V250L76 249V248L72 247L71 245H69V244H67V243H65V242H63V241H61V240L57 237L56 233H55V238H54V239L49 235V233H48L46 230H45ZM57 242H58V243H57ZM60 245H63L64 248L67 249L68 251L65 253V251H63V250L60 249ZM21 264H30V263L27 262V261H23Z\"/></svg>",
    "mask_w": 264,
    "mask_h": 264
},
{
    "label": "clouds",
    "instance_id": "obj_6",
    "mask_svg": "<svg viewBox=\"0 0 264 264\" xmlns=\"http://www.w3.org/2000/svg\"><path fill=\"white\" fill-rule=\"evenodd\" d=\"M108 2H111V0H108Z\"/></svg>",
    "mask_w": 264,
    "mask_h": 264
}]
</instances>
